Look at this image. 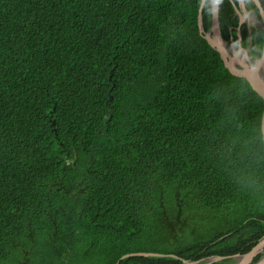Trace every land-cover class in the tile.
Returning <instances> with one entry per match:
<instances>
[{
    "label": "trees",
    "instance_id": "16d2710c",
    "mask_svg": "<svg viewBox=\"0 0 264 264\" xmlns=\"http://www.w3.org/2000/svg\"><path fill=\"white\" fill-rule=\"evenodd\" d=\"M219 1L260 57L262 25ZM201 4L0 0V264H231L264 236V98Z\"/></svg>",
    "mask_w": 264,
    "mask_h": 264
},
{
    "label": "water",
    "instance_id": "95a60500",
    "mask_svg": "<svg viewBox=\"0 0 264 264\" xmlns=\"http://www.w3.org/2000/svg\"><path fill=\"white\" fill-rule=\"evenodd\" d=\"M206 0H202V4L199 10V16H198V23H199V28L201 34L206 38V40L209 42V44L216 49L220 55L221 58L224 61V64L226 68L229 69V71L238 76V77H243L246 78L254 90H256L263 98H264V74L262 73L261 69L264 66V47H263V52L260 57H256L255 59H252L250 52V48L244 47L241 43L238 44L237 46L235 43H229L227 42L222 35L221 31V26H220V1L219 0H210L211 2V7H212V24L210 26V29L207 31L204 28V20H203V8L205 5ZM241 3V9H237L238 6L235 5L236 9L240 12V24L242 25L245 22L246 15H247V7L245 0H240ZM252 2L259 8L260 16L262 19H259L260 24L264 28V7L261 3L260 0H252ZM239 30V37H240V42L242 41L241 38V33H240V28ZM228 43L231 44V49H232V55L228 51ZM113 99L111 96L110 99L108 100V104L110 105V101ZM112 112V109H111ZM55 124V121L53 122ZM262 131H263V136H264V116L262 120ZM264 246V238L259 242L257 245V248L263 247ZM254 251L246 254L245 260L242 261L240 264H246V261L251 259ZM134 255H145V256H158V255H165L161 253H154V252H139V253H134ZM172 256H175L174 254H171ZM212 260L209 263L206 264H212L215 261H219L222 259H225L226 256H214L211 257ZM210 259V258H209ZM200 261L194 262V264L200 263ZM186 263H191L189 261H186ZM205 264V263H204ZM255 264H264V258L258 261Z\"/></svg>",
    "mask_w": 264,
    "mask_h": 264
},
{
    "label": "flooded vegetation",
    "instance_id": "af4514ba",
    "mask_svg": "<svg viewBox=\"0 0 264 264\" xmlns=\"http://www.w3.org/2000/svg\"><path fill=\"white\" fill-rule=\"evenodd\" d=\"M238 1V3L236 4L237 6H238V8L237 9H241L242 10V7H241V3L239 2L240 0H237ZM236 9V13L238 14V16H239V20H240V12H242L241 10L240 11H238ZM246 18H247V15H246ZM246 20V19H245ZM244 23H246V21L244 22ZM243 23V24H244ZM249 26V25H248ZM242 38V37H241ZM239 41H240V37H239ZM251 45H252V42H251V44L249 45L248 44V47L250 48L249 50H250V54H251ZM252 57V56H251ZM253 58V57H252ZM74 194L73 193H69L68 194V196H70V197H72ZM243 228H246L245 226H238V227H235V229L234 230H232L231 231V233L230 234H234V233H236L237 232V230H239V229H243ZM248 233V235L249 236H255L256 235V232H247ZM264 238V236H262L259 240H258V242L254 245V246H252L251 247V249H249L247 252H245V253H243V250L245 249V248H247V247H249L250 246V242H244V243H242V244H240V245H238V246H236L235 248L236 249H238V252L237 253H235V254H233V255H230V256H227V257H229V259H233V261H232V263L231 264H237L238 262H242V261H244L245 260V256H246V254H248V253H250V252H252V251H254V253H253V255H252V257H251V259H249V260H247L246 261V264H255V263H257L258 261H260L261 259H263L264 258V246L263 247H260V248H257V245L259 244V242L262 240ZM209 258H207V259H203V261L204 260H208ZM204 264V263H203Z\"/></svg>",
    "mask_w": 264,
    "mask_h": 264
},
{
    "label": "rangeland",
    "instance_id": "374dc122",
    "mask_svg": "<svg viewBox=\"0 0 264 264\" xmlns=\"http://www.w3.org/2000/svg\"><path fill=\"white\" fill-rule=\"evenodd\" d=\"M250 2H252V0H250ZM246 7H247V18H246V23L249 25V27H253V26H256V25H259V17L257 15V13L255 12V10L251 7L250 3H247L246 4ZM248 44L250 45L251 44V37L249 38L248 40ZM231 44L228 43V51L230 52V54L232 55V49H231ZM250 54V53H249ZM252 59H255V58H252ZM157 229H155V233L157 232ZM212 260V258L208 259V260H202L201 263H209L210 261Z\"/></svg>",
    "mask_w": 264,
    "mask_h": 264
},
{
    "label": "bare ground",
    "instance_id": "6f19581e",
    "mask_svg": "<svg viewBox=\"0 0 264 264\" xmlns=\"http://www.w3.org/2000/svg\"><path fill=\"white\" fill-rule=\"evenodd\" d=\"M261 71L264 74V66L262 67ZM237 264H240V262H238Z\"/></svg>",
    "mask_w": 264,
    "mask_h": 264
},
{
    "label": "clouds",
    "instance_id": "9594fccd",
    "mask_svg": "<svg viewBox=\"0 0 264 264\" xmlns=\"http://www.w3.org/2000/svg\"><path fill=\"white\" fill-rule=\"evenodd\" d=\"M245 3H246V1H245ZM247 4V3H246ZM236 5V4H235Z\"/></svg>",
    "mask_w": 264,
    "mask_h": 264
}]
</instances>
